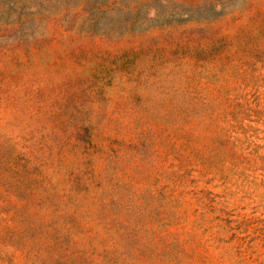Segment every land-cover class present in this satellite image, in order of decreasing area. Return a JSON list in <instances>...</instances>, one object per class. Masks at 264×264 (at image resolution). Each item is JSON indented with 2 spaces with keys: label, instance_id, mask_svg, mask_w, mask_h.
<instances>
[{
  "label": "rangeland",
  "instance_id": "1",
  "mask_svg": "<svg viewBox=\"0 0 264 264\" xmlns=\"http://www.w3.org/2000/svg\"><path fill=\"white\" fill-rule=\"evenodd\" d=\"M0 264H264V0H0Z\"/></svg>",
  "mask_w": 264,
  "mask_h": 264
}]
</instances>
